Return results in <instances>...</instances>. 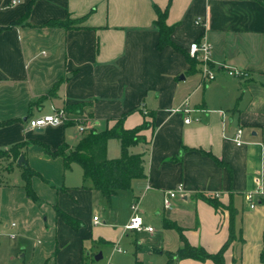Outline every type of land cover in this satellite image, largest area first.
Here are the masks:
<instances>
[{
    "label": "crops",
    "instance_id": "obj_1",
    "mask_svg": "<svg viewBox=\"0 0 264 264\" xmlns=\"http://www.w3.org/2000/svg\"><path fill=\"white\" fill-rule=\"evenodd\" d=\"M31 1L0 0V152L21 145L24 160L19 166L0 159V264H87L97 245L110 246V262L115 254L127 256L114 251L125 238L135 264H213L176 259L183 247L177 228L190 246L215 254L229 237L228 208L239 239L225 251L224 264H263L264 198L250 209L243 195L264 191V0ZM155 7L167 10L170 40L180 52L157 50ZM197 19L204 24L195 25ZM66 21L73 26H49ZM202 37L216 74L205 86L199 65L187 58ZM227 68L244 76L231 78ZM185 101L199 123L186 125L185 115L174 112ZM60 110L67 116L63 126L27 125ZM120 119L125 130L151 124L131 149L144 155L145 177L128 190L143 225L152 218L161 223L159 248H149L145 258L131 236L136 231L125 230L130 211L119 226L101 224L94 213L100 193L82 187L80 166L65 169L61 158L44 152L61 145L72 150L84 133L79 126L100 131ZM238 129L239 147L233 141ZM106 155L120 157L119 141L107 142ZM25 166L38 174L31 179L37 202L26 197ZM179 186L173 208L163 210V193ZM55 209L83 226L72 231ZM108 218L115 220V208ZM155 253L166 258L157 261Z\"/></svg>",
    "mask_w": 264,
    "mask_h": 264
},
{
    "label": "trees",
    "instance_id": "obj_2",
    "mask_svg": "<svg viewBox=\"0 0 264 264\" xmlns=\"http://www.w3.org/2000/svg\"><path fill=\"white\" fill-rule=\"evenodd\" d=\"M33 1L34 0H32L31 3ZM154 10L157 16L154 27L159 35V40L156 45L157 50L169 46L175 51L180 52V49L174 46L170 40L172 28L166 25L167 10L160 11L157 7H155ZM72 24L73 23L69 21L51 22L49 26L70 28L73 26ZM187 58L189 62L193 64L196 63L194 60H191L188 55ZM77 107L79 106H70L68 110L71 111ZM150 126V123L144 122L137 128L125 130L122 120L120 119L111 128H105L100 131L92 128L84 131L81 140L72 150H69L66 145H61L53 152L44 148V152L50 158H61L65 169H68L71 164L80 166L83 171L84 185L82 187L98 191L109 204L111 199L119 192L130 190L133 180L145 177L144 155L132 153L131 149L143 142V138L140 134ZM111 139H115L120 143L121 155L117 159H108L106 155L107 142ZM20 147L21 145H16L6 152H0V159H9L12 163H16L22 155L19 152ZM21 175L26 197L33 202H37L36 195L31 187V179L38 176V174L25 166L22 167ZM206 200L216 210L221 208L220 204L213 201V199L207 198ZM228 212L230 222L229 237L217 253L209 254L201 248L190 246L181 235V231L177 228L183 247L177 251L176 259H192L199 263L208 260L213 264H224L223 256L225 251L230 244L238 238L233 228L235 212L231 208H228ZM55 213L57 218L66 224L72 231H78L83 226L79 220L67 215L59 209H55ZM261 261L264 264V249L261 253Z\"/></svg>",
    "mask_w": 264,
    "mask_h": 264
},
{
    "label": "built area",
    "instance_id": "obj_3",
    "mask_svg": "<svg viewBox=\"0 0 264 264\" xmlns=\"http://www.w3.org/2000/svg\"><path fill=\"white\" fill-rule=\"evenodd\" d=\"M204 24L200 19L195 21V25ZM188 57L191 60H194L200 67V77H201V86H205L210 82L214 81L216 74L213 70L210 55H211V46L206 40L205 37H202L198 42L192 43L187 51ZM227 75L231 78H242L244 76L243 72L237 71L236 69H226ZM175 113H182L185 115L184 124L189 125L192 123H199V118H190L189 114L193 112L192 109L188 107L187 101L182 105V107L177 108ZM67 116L63 110L56 112L51 116H45L34 120H28L27 125L30 129L45 128V127H60L66 122ZM78 131L83 133L85 131L84 127L79 126ZM241 135L242 130L238 129L235 133L233 141L236 146H241ZM182 187L179 186L174 190H168L163 193L162 198V207L163 210L170 211L173 208V202L176 200L178 195L182 193ZM210 198H217V195H210ZM243 198L246 203L249 204L250 209L255 208V199L264 198V191L261 188H257L254 191L247 192L243 195ZM132 216L129 223L125 226L126 231H140L141 229L146 230L148 233H152V229L145 227L143 225L142 218L139 216V202H134L131 207ZM94 224H98L99 221L96 217L93 218ZM14 226V225H12ZM13 238V236L11 237ZM114 251L121 252L118 247H114Z\"/></svg>",
    "mask_w": 264,
    "mask_h": 264
},
{
    "label": "rangeland",
    "instance_id": "obj_4",
    "mask_svg": "<svg viewBox=\"0 0 264 264\" xmlns=\"http://www.w3.org/2000/svg\"><path fill=\"white\" fill-rule=\"evenodd\" d=\"M118 143L115 144V154H120V150H119V146H117ZM7 180L11 181L12 178H8ZM97 198L95 199L96 202V207H95V212L98 214V218L100 220V223H105V224H110V226L115 227V226H119V222L123 219V217L125 216V212L126 210L130 211L131 216H132V212H131V203L130 201L132 200V195H131V191H124L121 194H119L120 196L117 198V200L115 202H111V204H108L107 202H105V200L102 198V196L100 194H97ZM136 201V199H134V201L132 202V204ZM43 204L42 202H40V205ZM114 205V206H113ZM161 207V206H160ZM114 210L115 208V220H109L108 216L109 213H111V209ZM130 209V210H129ZM161 209V208H160ZM156 217V216H154ZM131 219V217H130ZM129 219V221H130ZM128 221V223H129ZM127 223V224H128ZM146 227L151 228L153 233H148L146 230L141 229L140 231H137L136 233H127L129 236L131 235L132 237H134V235L136 236V242L139 243V251L141 253V255L145 258L148 251L150 252L149 248L151 247H155L157 246V242L160 240V236L162 235L160 233L161 231V223L159 218H152V220L150 222H148L147 224H145ZM118 228V227H117ZM171 233H173V235H176L174 231H171ZM4 241H7L6 238L3 239ZM121 252L126 251L127 252V256H123L121 254H115L111 257L110 262L109 258L111 255V248L108 245H97L96 247H93L91 249L92 254H97V255H101V260L99 261H95L94 258H92L91 260H89V262L87 264H135V259L133 258V254H134V249L132 248V242L127 240L126 238L122 241V243H120L117 246ZM158 247V246H157ZM159 248V247H158ZM166 255L163 254V256H158L155 253V260L158 261V259H165Z\"/></svg>",
    "mask_w": 264,
    "mask_h": 264
},
{
    "label": "water",
    "instance_id": "obj_5",
    "mask_svg": "<svg viewBox=\"0 0 264 264\" xmlns=\"http://www.w3.org/2000/svg\"><path fill=\"white\" fill-rule=\"evenodd\" d=\"M17 165H19V166L24 165L23 157H19V159L17 161ZM100 259H101V255L100 254L94 257L95 261H99Z\"/></svg>",
    "mask_w": 264,
    "mask_h": 264
}]
</instances>
